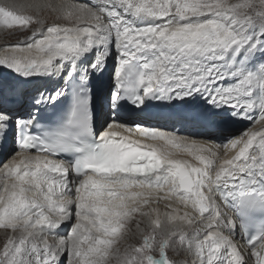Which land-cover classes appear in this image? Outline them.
Wrapping results in <instances>:
<instances>
[{"label":"snow or ice","instance_id":"snow-or-ice-1","mask_svg":"<svg viewBox=\"0 0 264 264\" xmlns=\"http://www.w3.org/2000/svg\"><path fill=\"white\" fill-rule=\"evenodd\" d=\"M29 7L55 19L0 3V25L31 31L4 47L0 66L57 86L26 100L19 87L0 86V147L10 137L13 146L0 167V264H189L185 256L191 264H264V0ZM15 101L27 105L25 115L9 107ZM151 102L189 105L170 113L181 124L252 120L260 128L215 142L221 157L207 140L133 119ZM137 133L185 150L200 166L131 139ZM137 188H167L165 198L192 212L153 218ZM33 189L43 202L26 195ZM136 213L147 218L144 229L136 221L141 239L121 250Z\"/></svg>","mask_w":264,"mask_h":264},{"label":"bare ground","instance_id":"bare-ground-1","mask_svg":"<svg viewBox=\"0 0 264 264\" xmlns=\"http://www.w3.org/2000/svg\"><path fill=\"white\" fill-rule=\"evenodd\" d=\"M61 0H0V3H7V4H14L17 6L18 11L21 12H25V14H31V15H40L45 19H55V14L53 12H51L50 9H43L42 11H40L39 13H37L33 8L29 7V5H34L37 3H42V4H46V3H60ZM67 2L69 3H87L88 0H67ZM94 2V0H93ZM15 29V28H14ZM11 32V31H10ZM26 32V30H25ZM31 36V35H30ZM18 37V36H17ZM6 39H4L3 36H0V42L1 41H5ZM15 41V40H14ZM7 43V42H6ZM2 44V42H1ZM3 46V45H2ZM1 47V46H0ZM4 49V48H3ZM3 49H0V54H2ZM3 67V66H0ZM2 72L0 71V74ZM22 79V81H21ZM33 78L30 79H25V78H21V77H12L10 80H5L2 82L3 78L1 79L0 77V86L4 85V84H11V85H15L17 87H19L23 93H29L30 91H32L33 89L36 88H40L39 86L42 85L44 83V81H35V80H31ZM38 79V77H37ZM27 88L24 86L25 83H27ZM25 87V88H24ZM25 99V96H24ZM23 102L22 101H15L13 102V104H11L9 107L11 109L13 108H20L23 105H21ZM151 103H155L156 105H160L161 103L159 102H151ZM14 110V109H13ZM21 116L25 115L26 112H20L19 113ZM165 116H156V119L154 121L151 120H145L143 118H140L138 120L143 121L145 123V126H153V127H157V128H161L162 130H166V131H171L174 128H178L180 129V132L178 133L179 135H183V136H188L190 138H194L200 141H204L207 140L209 141V143L206 145L208 147H212L214 151H217L219 153V155L221 157H223L224 154V150L221 149H216L214 146L215 142H218L221 139H224L225 137H228L229 135L232 138H236L239 137L245 130L252 128V129H259L260 125L259 124H254V122L252 120H246L245 123L241 126L242 128H240L239 130L236 131H232L230 133H225V134H219L218 132H209V131H201L200 129H194L192 127H194L195 125L193 124H181L180 122L171 119H168L169 122H167V120H163ZM252 126V127H250ZM131 139L133 140H139L141 141L143 144L147 145V144H156L158 149H166L168 151H171L173 153V157L174 159H179L181 161H189L190 163H192L195 166H200L199 162L196 161L191 155H189L188 152H186L183 149H175L172 148L170 145H167L164 141H150L147 140L144 137H141L138 133L135 135H132ZM12 144H11V137L9 138V144L7 148L4 147H0V164H2V155L3 153L8 154L12 151ZM147 150V149H146ZM33 155H35L34 153H32ZM207 155V154H205ZM232 155H234V152L229 151L228 152V157H231ZM7 156V155H5ZM10 159V158H9ZM7 160H5L6 162ZM46 191V189H45ZM133 191H142L144 192V196L143 197H139L137 198L138 200H143V199H148L152 205H145L142 207V210L144 209V207H147V209H156V205L157 202L159 201V203H163V205H168L169 207L166 208L168 210H171L173 212V210L178 211L180 215H183L184 211H188V212H192L191 207L185 208L183 206V204L179 203L174 197L173 198H165L167 196L168 193V189L165 188V190L163 192H153L152 195H148V192L150 191V189H133ZM26 195H28L29 197H33L36 200L43 202V196L39 191H36L35 189H33V191H29L26 193ZM219 199V197H217ZM156 204V205H155ZM159 205V204H158ZM161 206V205H160ZM167 207V206H166ZM165 208V207H164ZM161 207L156 209V211L154 212V218L156 217L157 214L160 215L161 219H163L164 214L169 213L166 211H162ZM164 210V209H163ZM227 212L228 210H223ZM153 213V212H152ZM135 215V216H134ZM229 215H231V213L229 212ZM133 218L131 219V223L134 226V221L136 223V221H142L141 225L142 228H145V224L147 223V218H142L138 213L133 214ZM129 224V223H128ZM138 229L136 227V225L134 226V235H132V238L130 240V243L132 242H136L138 240ZM124 232V231H123ZM237 235L235 237V242L238 244L239 247H241V249L244 248V244L243 241L240 240L239 238V227H237ZM11 233V231L9 230L7 235H9ZM20 233H16V235L18 236ZM6 233L4 229H0V241L4 242L6 240ZM49 240L51 241V237H49ZM1 245V244H0ZM191 257H189L190 263H191Z\"/></svg>","mask_w":264,"mask_h":264},{"label":"rangeland","instance_id":"rangeland-1","mask_svg":"<svg viewBox=\"0 0 264 264\" xmlns=\"http://www.w3.org/2000/svg\"><path fill=\"white\" fill-rule=\"evenodd\" d=\"M75 3V2H74ZM82 3V2H81ZM21 12V11H20ZM24 14H25V12H23ZM27 14V13H26ZM42 17V16H41ZM49 23H51L54 19H52V18H50V19H46ZM15 28V29H14ZM11 31V32H10ZM31 35V31H27L26 30V32H25V30L24 29H22V28H19V27H13V28H11V29H9V28H6V27H4V26H2V25H0V36H3L4 37V39H6L4 42L3 41H1L2 42V44H1V42H0V49H3L6 45H14V44H17V43H19L20 41H22V40H25L26 38H28L29 36ZM18 36V37H17ZM15 40V41H14ZM7 42V43H6ZM3 45V46H2ZM0 71L2 72L1 74H0V77H1V79L3 78V80H2V82L1 83H3V81H5V80H10L12 77H15L16 76V74H14V73H12V72H10V76H4V73L6 72V71H8L6 68H4V67H0ZM16 77H18V76H16ZM22 78V77H21ZM21 81H22V79H21ZM24 86H27V85H25L24 84ZM25 95V94H24ZM11 104H13V103H11ZM10 104V105H11ZM9 105V106H10ZM250 127H252V126H250ZM240 128H242V127H240ZM239 128V129H240ZM238 129V130H239ZM12 152V151H11ZM11 152L10 153H8V154H5V153H3V155H2V161L3 162H5V160H7V159H9V158H11ZM5 155H7V156H5ZM3 162H2V164H3ZM7 162V161H6ZM2 164H0V167H2ZM217 201L219 202V199L217 198ZM152 202V201H151ZM151 202H150V205H152L151 204ZM159 204V205H158ZM156 205V204H155ZM161 205V206H160ZM167 206V207H166ZM157 207L158 208H160L161 207V209H162V211H166V208H168L169 206L168 205H163V203H159V201L157 202V205H156V209H157ZM165 207V208H164ZM151 209V208H150ZM150 209H147V207H144V209H143V211H148V210H150ZM160 209V210H161ZM164 209V210H163ZM223 210H226V209H223ZM169 211H171V210H168L167 209V211L166 212H169ZM172 212V211H171ZM139 214V213H138ZM152 214V216H153V218H154V212L153 213H151ZM135 216V215H134ZM133 216V217H134ZM131 223V222H130ZM128 224L127 225V229H128V231L127 232H125V230H122V232L124 231V233H125V239L124 240H122V241H120V244H121V250H123V248L125 247V246H127V245H129V244H132V245H134L138 240H140L141 239V235H140V230L138 231V240L136 241V242H132V243H130V240H131V238H132V235H134L135 233H134V226L136 225V223H135V221H134V226H133V224ZM141 229H144V227L142 228V225H141ZM9 235H12V233H10ZM5 242V241H4ZM4 242H1L0 241V247H2V244L4 243ZM170 255H171V253H170ZM183 258H187L188 260H189V257L188 256H185V257H183ZM189 264H191L190 263V260H189Z\"/></svg>","mask_w":264,"mask_h":264},{"label":"water","instance_id":"water-1","mask_svg":"<svg viewBox=\"0 0 264 264\" xmlns=\"http://www.w3.org/2000/svg\"><path fill=\"white\" fill-rule=\"evenodd\" d=\"M4 76H10V71L8 70V71H6L5 73H4Z\"/></svg>","mask_w":264,"mask_h":264}]
</instances>
